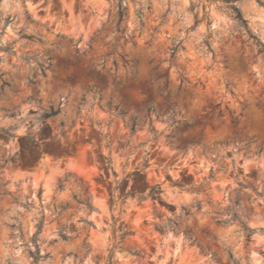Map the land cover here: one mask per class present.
Segmentation results:
<instances>
[{"label": "rangeland", "instance_id": "374dc122", "mask_svg": "<svg viewBox=\"0 0 264 264\" xmlns=\"http://www.w3.org/2000/svg\"><path fill=\"white\" fill-rule=\"evenodd\" d=\"M110 253L264 264V0H0V264Z\"/></svg>", "mask_w": 264, "mask_h": 264}, {"label": "trees", "instance_id": "16d2710c", "mask_svg": "<svg viewBox=\"0 0 264 264\" xmlns=\"http://www.w3.org/2000/svg\"><path fill=\"white\" fill-rule=\"evenodd\" d=\"M226 1H237V0H226ZM235 11H236V17H237L238 19L242 20L241 15H240V12L238 11V9H235ZM242 21H244V20H242ZM217 107H218V104H216V105H212V106H211V110H210L209 113H210V114H213V113H214V112H213L214 109L217 108ZM114 109H115V111H117V112H116L117 115L124 114V110H123V109H119L118 106H115ZM151 111H152V108L149 107V108L147 109V115H150ZM55 113H56V112H54V111H53V112H50V113H45V116H46V117H49V116H51V115H53V114H55ZM217 116H222L221 111L218 112ZM231 121H232V122L236 121V117H231ZM134 127H135V123L133 122V123L130 125V131H131V132L134 131ZM105 169H106L107 171L112 170V167H111V165H110V162L106 163ZM160 191H161L160 184H155V185H153L152 187H150L147 196L152 197V198H155V197L157 196V194H158ZM140 198H143V197H140ZM130 234H131L130 231H128V230H124V231L121 233V238H124V237H126V236H128V235H130ZM107 263H108V264H111V263H112V254H111V253L108 255Z\"/></svg>", "mask_w": 264, "mask_h": 264}]
</instances>
